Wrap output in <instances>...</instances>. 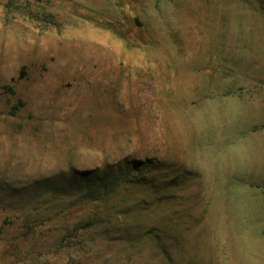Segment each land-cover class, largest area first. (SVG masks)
I'll list each match as a JSON object with an SVG mask.
<instances>
[{
    "label": "rangeland",
    "instance_id": "1",
    "mask_svg": "<svg viewBox=\"0 0 264 264\" xmlns=\"http://www.w3.org/2000/svg\"><path fill=\"white\" fill-rule=\"evenodd\" d=\"M0 264H264V0H0Z\"/></svg>",
    "mask_w": 264,
    "mask_h": 264
},
{
    "label": "trees",
    "instance_id": "2",
    "mask_svg": "<svg viewBox=\"0 0 264 264\" xmlns=\"http://www.w3.org/2000/svg\"><path fill=\"white\" fill-rule=\"evenodd\" d=\"M5 88L9 92H13V89L11 88V86L5 85ZM23 104H24L23 100L18 99L17 102L14 103V105H12L11 110H10V114L14 115L17 112V110L23 106ZM89 225H91V222H86L83 225L79 226L78 228H85V227H87Z\"/></svg>",
    "mask_w": 264,
    "mask_h": 264
}]
</instances>
